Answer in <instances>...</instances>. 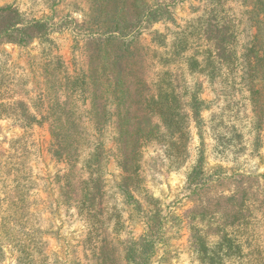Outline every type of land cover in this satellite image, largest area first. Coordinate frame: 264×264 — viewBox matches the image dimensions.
Listing matches in <instances>:
<instances>
[{
	"label": "trees",
	"instance_id": "1",
	"mask_svg": "<svg viewBox=\"0 0 264 264\" xmlns=\"http://www.w3.org/2000/svg\"><path fill=\"white\" fill-rule=\"evenodd\" d=\"M186 1L40 0L54 14L46 19L0 5V46L39 44L29 72L0 52V120L25 131L14 154L0 159V264L7 247L16 264H56L33 199L38 183L27 144L36 126H48L47 153L63 165L54 178L61 205L85 227L84 257L73 264H171L182 228L190 264H264L258 180L208 167L203 135L210 129L220 160L261 151L264 0H207L180 24L177 7ZM66 2L69 10L56 20ZM66 32L74 40L70 65L56 38ZM29 73L41 79L36 93ZM205 82L218 105L207 120ZM150 146L170 171L182 172L183 198L226 181L231 194L183 217L168 212L147 186ZM111 160L120 177L109 186Z\"/></svg>",
	"mask_w": 264,
	"mask_h": 264
},
{
	"label": "rangeland",
	"instance_id": "2",
	"mask_svg": "<svg viewBox=\"0 0 264 264\" xmlns=\"http://www.w3.org/2000/svg\"><path fill=\"white\" fill-rule=\"evenodd\" d=\"M40 0H0V5L13 4L29 15L39 19L52 17L54 14L51 10L39 4ZM68 2L56 7L55 19L58 20L69 10ZM204 3L207 0H187L177 7V18L180 24L192 18L194 15L203 10ZM60 44L61 54L66 63L70 65L72 50L74 47L73 35L69 32L63 33L56 37ZM39 44L34 43L27 49H21L17 46L2 45L0 52L7 51L13 66L29 72L30 63L36 59H32L39 54ZM33 63V62H32ZM37 67V66H32ZM30 74V88L34 93L38 89H42L41 79L38 74ZM38 81V82H37ZM203 99L210 103V109L203 114V118L207 120L212 111L217 109V104L212 105V100L216 99L212 90V86L204 83ZM25 131L9 120H0V159L5 160L7 156L14 154L15 141H17ZM29 134L28 144L31 151V166L33 176L38 183V188L34 193L33 199L37 202L36 210L41 213L45 223L44 226L48 230L47 240L50 242L49 251L54 254L56 264H73L75 257L83 258L82 240L84 237L85 227L82 223L75 220L66 213L61 205L59 190L55 184L56 174L63 168V165L53 161L47 153V146L50 142V134L48 126H36ZM207 144V164L208 167L222 166L228 174L239 173L243 175H253L260 185L259 194L264 200V143L258 156L244 155L241 158L229 160H220L213 148L212 133L210 129H206L203 133ZM197 132H194L193 146L199 144ZM161 151L156 146H150L145 149L146 170H147V186L154 197L161 200L164 208L168 212H174L178 216L183 217L184 214L193 209L195 206L205 204L209 199H217L221 195H229L233 190V185L229 182L222 184L214 183L199 196L193 199L183 198L181 190L185 183L182 172L170 171L163 160H158ZM120 173L116 169L115 163L111 160L107 166L106 180L109 186L119 179ZM185 227V224H182ZM138 233H141V225H137ZM172 246L176 259H172L171 264H190L192 256L188 250V234L186 228H182L179 238L173 241ZM7 255L3 264H16V254L10 247L6 248ZM162 253L157 255V261L161 258Z\"/></svg>",
	"mask_w": 264,
	"mask_h": 264
}]
</instances>
